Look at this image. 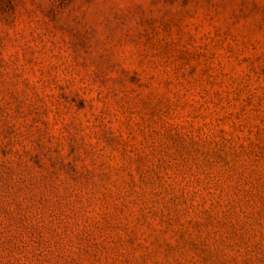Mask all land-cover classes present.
I'll list each match as a JSON object with an SVG mask.
<instances>
[{"label": "rangeland", "instance_id": "1", "mask_svg": "<svg viewBox=\"0 0 264 264\" xmlns=\"http://www.w3.org/2000/svg\"><path fill=\"white\" fill-rule=\"evenodd\" d=\"M0 264H264V0H0Z\"/></svg>", "mask_w": 264, "mask_h": 264}]
</instances>
